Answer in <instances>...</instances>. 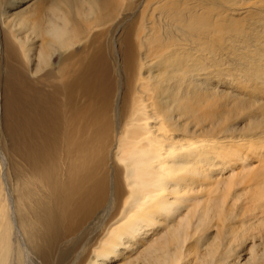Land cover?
<instances>
[{
  "label": "bare ground",
  "instance_id": "bare-ground-1",
  "mask_svg": "<svg viewBox=\"0 0 264 264\" xmlns=\"http://www.w3.org/2000/svg\"><path fill=\"white\" fill-rule=\"evenodd\" d=\"M0 264H264V0H0Z\"/></svg>",
  "mask_w": 264,
  "mask_h": 264
}]
</instances>
